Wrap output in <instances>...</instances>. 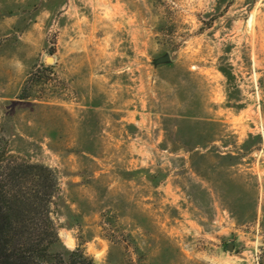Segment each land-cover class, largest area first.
I'll list each match as a JSON object with an SVG mask.
<instances>
[{
    "label": "rangeland",
    "instance_id": "rangeland-1",
    "mask_svg": "<svg viewBox=\"0 0 264 264\" xmlns=\"http://www.w3.org/2000/svg\"><path fill=\"white\" fill-rule=\"evenodd\" d=\"M0 125L62 264L264 259V0H0Z\"/></svg>",
    "mask_w": 264,
    "mask_h": 264
},
{
    "label": "trees",
    "instance_id": "trees-1",
    "mask_svg": "<svg viewBox=\"0 0 264 264\" xmlns=\"http://www.w3.org/2000/svg\"><path fill=\"white\" fill-rule=\"evenodd\" d=\"M51 74L50 66L36 68L28 75L19 98H30L32 86L50 80ZM2 132L0 125V264H62L63 258L52 253L59 241L53 218V205L60 195L57 171L13 154ZM70 262L84 264L74 256Z\"/></svg>",
    "mask_w": 264,
    "mask_h": 264
},
{
    "label": "water",
    "instance_id": "water-1",
    "mask_svg": "<svg viewBox=\"0 0 264 264\" xmlns=\"http://www.w3.org/2000/svg\"><path fill=\"white\" fill-rule=\"evenodd\" d=\"M52 60V57H48V61ZM171 62V57L169 53H165L157 58L154 59L153 63L155 66L161 65V64H166ZM234 244L233 243H228L227 249L228 250H233Z\"/></svg>",
    "mask_w": 264,
    "mask_h": 264
},
{
    "label": "bare ground",
    "instance_id": "bare-ground-1",
    "mask_svg": "<svg viewBox=\"0 0 264 264\" xmlns=\"http://www.w3.org/2000/svg\"><path fill=\"white\" fill-rule=\"evenodd\" d=\"M251 21V20H250Z\"/></svg>",
    "mask_w": 264,
    "mask_h": 264
}]
</instances>
